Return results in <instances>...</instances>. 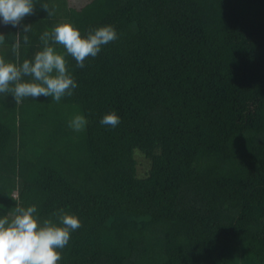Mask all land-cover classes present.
<instances>
[{"label":"trees","instance_id":"16d2710c","mask_svg":"<svg viewBox=\"0 0 264 264\" xmlns=\"http://www.w3.org/2000/svg\"><path fill=\"white\" fill-rule=\"evenodd\" d=\"M34 2L31 50L65 20L119 38L83 69L66 56L59 103L0 94V217L76 214L58 264H264V0Z\"/></svg>","mask_w":264,"mask_h":264},{"label":"clouds","instance_id":"9594fccd","mask_svg":"<svg viewBox=\"0 0 264 264\" xmlns=\"http://www.w3.org/2000/svg\"><path fill=\"white\" fill-rule=\"evenodd\" d=\"M40 8L47 16L54 15L47 3L40 4ZM35 13L34 0H0V24L21 28L25 44L29 43L27 33L32 26L22 21ZM118 38L111 24L91 27L82 34L70 21H61L51 31L41 34L43 47L32 58L19 62L18 42L12 46L15 62L0 56V94L10 95L17 104L25 98L39 100L40 97L59 103L64 97L74 95L78 87L66 56H71L76 67L83 69L86 60H94L104 46ZM5 39V34L0 32V46L5 44ZM56 45L64 52L57 51ZM99 122L114 129L121 119L115 111H109ZM87 123L86 117L77 113L69 119L68 127L80 132ZM37 211L34 204L27 207L17 204L10 215L0 217V264H58L62 260V250L68 245L71 233L82 227L80 218L64 208L43 219Z\"/></svg>","mask_w":264,"mask_h":264},{"label":"crops","instance_id":"0c3cea01","mask_svg":"<svg viewBox=\"0 0 264 264\" xmlns=\"http://www.w3.org/2000/svg\"><path fill=\"white\" fill-rule=\"evenodd\" d=\"M51 1H53V0H51ZM87 1L89 2L91 0H87ZM62 2H64V1H61V2H58V3H49V4H48V2H43L42 1L41 3L42 4L43 3H47L49 6L57 7L58 5H61ZM66 2L69 5V7H72L70 5V4H72L70 2V0H66ZM87 3H85V4L83 2L82 3H79V6H82L83 4L86 5ZM28 18H30V17L29 16L25 17V19L22 21V24H25L26 21L28 20ZM20 30H21V28H19V27H12L11 25L5 26L3 24H0V32L4 33L5 36H6L5 44L3 46H0V55L1 54H6V53L9 54L10 53L13 56L12 46H13V44H15L17 42L19 43L18 53H21V52H23V53H29L28 50L33 45H31L32 43H30V42L28 44H25L24 43L23 37H24L25 33H23ZM27 35L29 36L30 34L27 33ZM34 51L35 50H31L30 49V54H32ZM36 51H38V49H36ZM35 52H34V54H35ZM33 55H32V57H33Z\"/></svg>","mask_w":264,"mask_h":264},{"label":"rangeland","instance_id":"374dc122","mask_svg":"<svg viewBox=\"0 0 264 264\" xmlns=\"http://www.w3.org/2000/svg\"><path fill=\"white\" fill-rule=\"evenodd\" d=\"M70 2L73 4V5L70 4L71 6H74V7H81V6H79V3H82V2H83V3L85 4V3H87L88 1H87V0H70ZM84 4H83V5H84ZM83 5H82V6H83ZM6 54H7V53H6ZM1 55H4V54H1ZM66 114H69V115H70L71 113H70L69 111H67ZM142 169H143V171H144L145 166H143Z\"/></svg>","mask_w":264,"mask_h":264}]
</instances>
